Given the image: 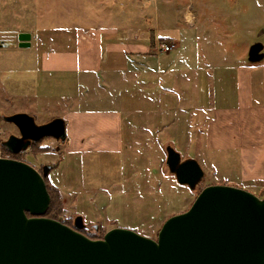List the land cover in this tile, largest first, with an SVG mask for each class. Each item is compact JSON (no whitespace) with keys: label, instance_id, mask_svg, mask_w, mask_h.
I'll return each instance as SVG.
<instances>
[{"label":"rangeland","instance_id":"rangeland-1","mask_svg":"<svg viewBox=\"0 0 264 264\" xmlns=\"http://www.w3.org/2000/svg\"><path fill=\"white\" fill-rule=\"evenodd\" d=\"M132 1L136 5H132ZM132 1L0 0V115L25 113L34 117L38 125L55 118L67 120L66 115L75 112L104 117L103 114L115 113L113 97L118 101L120 112L125 114L120 149H115L114 140L108 139L109 143L100 145L103 147H98L97 151L74 154L70 152L69 138L65 143L47 138L14 158L40 172L45 165L53 167L48 183L60 190L53 199L57 220L71 226L77 217H82L88 228L86 235L94 240L102 239L114 228L157 239L163 224L170 217L186 212L199 193L210 185L237 187L264 198L263 182H243L242 163L235 152L206 149L200 116L205 118L211 113L201 115L188 105L197 84V100L203 108L208 107L211 93L206 90L208 72L216 82L212 107L233 109L239 105L236 70L264 65V59L257 63L248 60L254 44L264 45V33H261L264 31V0ZM121 10L122 19L111 17L107 20L110 24L103 22L109 11L115 14ZM185 10H191L195 16V28L186 23ZM99 20L103 27H122L123 23L143 30L153 27L160 35L182 43L174 71L164 69L159 88L156 87L163 93V104L157 106L160 112L145 111L144 95L138 85L124 89L118 84L112 89L98 87L93 82L89 83L91 89L81 87L87 98L74 108L68 98L63 99L61 95L70 90L75 76L66 79L60 72H44V56L75 48L81 30L96 27ZM21 33L31 35L30 47L19 46ZM176 54L171 53L173 57ZM204 62L210 70L204 69ZM225 70L229 76L221 82L218 78L225 75ZM195 73H199L196 75L199 80L190 79ZM184 83L190 86L182 85ZM177 84L184 94L180 96L179 105L175 104L177 96H169L167 91L178 90ZM184 100L185 105H181ZM14 133V126L0 120L2 156H12L4 151L1 141H7ZM168 146L181 155L182 161L194 159L200 164L204 178L196 189L179 184L169 171ZM106 147L113 149L104 150Z\"/></svg>","mask_w":264,"mask_h":264},{"label":"water","instance_id":"water-1","mask_svg":"<svg viewBox=\"0 0 264 264\" xmlns=\"http://www.w3.org/2000/svg\"><path fill=\"white\" fill-rule=\"evenodd\" d=\"M18 39L20 47L31 46L30 34ZM263 59L264 45L254 44L249 62ZM4 120L21 134L3 143L14 155L44 138L61 143L68 138L63 118L38 125L34 117L16 113ZM166 152L177 182L196 189L204 178L198 161H182L172 146ZM52 169L45 165L40 172L23 161L0 158V264H264V198L249 191L205 187L186 212L163 224L157 239L114 228L94 240L81 232L87 226L80 216L73 227L45 217L51 203L45 179Z\"/></svg>","mask_w":264,"mask_h":264},{"label":"crops","instance_id":"crops-1","mask_svg":"<svg viewBox=\"0 0 264 264\" xmlns=\"http://www.w3.org/2000/svg\"><path fill=\"white\" fill-rule=\"evenodd\" d=\"M130 3L136 5L133 1ZM110 13L109 11L106 21L103 22L109 23L107 20L111 17L122 19L121 16L124 15L122 10L121 12L117 11V15ZM183 14L186 23L195 28L197 26L196 18L191 10H185ZM101 23L99 20V25L96 27L90 30H81L75 48L68 49L65 53L44 56V72L49 74L60 72L66 79L75 76V80L72 81L74 84L70 86V90H66L61 95L63 99L68 98L73 107L85 102L87 97L81 91L83 86L89 89L90 82L98 84V87L108 86L112 89H115L118 84H122L124 89L134 84L138 85L143 92L145 111L147 113L152 110L160 112L161 109L157 106L163 104L161 97L163 93L156 87L159 88L164 69L169 72L174 71L181 56L178 50L182 43L173 37L160 35L153 27L143 30L142 27L131 28L125 23L122 27H103L100 25ZM159 42L174 45V49L168 53L159 52L157 50ZM196 44L199 43L196 42ZM172 52H177L175 57L171 55ZM202 59L205 60V57L203 56ZM203 66L204 69L210 70V66L206 62L203 63ZM177 71L179 70L177 69ZM224 73V76L218 78L221 82L229 76L226 74V70ZM198 74L190 75V79L199 80V77L196 76ZM206 76L208 78V89L206 90L211 92L208 95V107L203 108L201 102L197 100V84L193 88L194 93L191 100L188 101L191 110L199 111L202 113L201 115L206 112L211 113L208 117L205 115V118L200 116L203 118L202 127L205 132L206 149L208 151L235 152L242 163L243 182L264 183V65L239 67L236 70L235 79L239 93V105L233 109L222 106L212 107V90L213 86H216V82L209 72ZM179 77L180 74L177 79L173 77L176 83H178ZM177 85L178 90L167 91L169 96L173 94L177 96L175 104L179 105L180 96L184 94H182L180 85ZM182 85L190 86L189 83ZM219 87L221 90L222 85ZM57 98H60V94ZM111 101L113 107L116 108L115 113L103 114L104 117L78 112L66 115L67 135L71 145L70 152L77 154V152L97 151L98 147L102 148L111 139L115 142V149H120L123 146L125 114L118 109L116 98L113 97ZM169 102L172 104V98L169 99ZM181 105H185V100L181 102ZM112 149L106 147L104 150Z\"/></svg>","mask_w":264,"mask_h":264},{"label":"trees","instance_id":"trees-1","mask_svg":"<svg viewBox=\"0 0 264 264\" xmlns=\"http://www.w3.org/2000/svg\"><path fill=\"white\" fill-rule=\"evenodd\" d=\"M164 40V39H163ZM165 40H167V39H165ZM45 139H47V138H44L43 140H45ZM42 140V141H43ZM42 141H40V142H38V143H33V145H37V144H40ZM4 151H6V152H8V150L7 149H4ZM13 155V154H12ZM19 156V154L18 155H13V157H18ZM53 170V169H52ZM48 179H49V176L45 179V181H46V185H47V189H48V192H49V195H50V197H51V203H50V206H49V209H48V211H47V213H46V215H45V217H47V218H50V219H54V220H57L58 219V217H57V215H56V210H55V207H54V205H53V199H54V194L56 193V191L58 190V192H59V194H60V190L57 188V187H55V186H50L49 185V183H48ZM29 215V214H28ZM30 216V215H29ZM63 223V222H62ZM65 224V223H64ZM66 225H68V224H66Z\"/></svg>","mask_w":264,"mask_h":264},{"label":"built area","instance_id":"built-area-1","mask_svg":"<svg viewBox=\"0 0 264 264\" xmlns=\"http://www.w3.org/2000/svg\"><path fill=\"white\" fill-rule=\"evenodd\" d=\"M231 1H233V0H231ZM172 49H174V45L166 44V43H163V42L158 43V46H157V50L159 52L168 53ZM0 158L11 159V155L8 154V155H5V156H2L1 153H0Z\"/></svg>","mask_w":264,"mask_h":264},{"label":"flooded vegetation","instance_id":"flooded-vegetation-1","mask_svg":"<svg viewBox=\"0 0 264 264\" xmlns=\"http://www.w3.org/2000/svg\"><path fill=\"white\" fill-rule=\"evenodd\" d=\"M4 117H5V115H0V120L1 121H5L4 120ZM10 125H12V126H14V128H15V133L14 134H10L9 135V137L10 136H12V135H15V136H17V137H20L21 136V134H20V131H19V129L14 125V124H12V123H9ZM9 137H8V139H9ZM6 141V140H5ZM5 141H1V144H2V147L4 148V149H6L4 146H3V143L5 142ZM33 145V144H32ZM20 154H22V153H20ZM19 154V155H20ZM14 155V154H13ZM13 155L11 156V158L13 157ZM16 155H18V154H16ZM15 157H13V159H14ZM68 226H70V225H68ZM74 225H71L70 227H73ZM87 231H88V228H84V229H82L81 230V232L84 234V235H86V233H87ZM87 236V235H86Z\"/></svg>","mask_w":264,"mask_h":264}]
</instances>
